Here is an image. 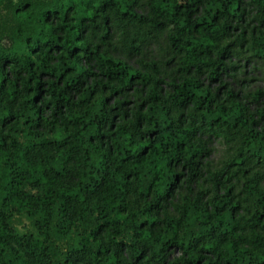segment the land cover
Segmentation results:
<instances>
[{"label":"trees","instance_id":"obj_1","mask_svg":"<svg viewBox=\"0 0 264 264\" xmlns=\"http://www.w3.org/2000/svg\"><path fill=\"white\" fill-rule=\"evenodd\" d=\"M117 32L167 34L169 81ZM252 62L264 0H0V264H264V92L224 83Z\"/></svg>","mask_w":264,"mask_h":264},{"label":"rangeland","instance_id":"obj_2","mask_svg":"<svg viewBox=\"0 0 264 264\" xmlns=\"http://www.w3.org/2000/svg\"><path fill=\"white\" fill-rule=\"evenodd\" d=\"M147 0H141V5L144 6ZM110 42L109 46H101L100 49L107 51L108 55L122 62L127 63L133 68L138 67L139 60L153 61L160 66V70L165 75V81H169L172 76L173 67L172 63H168L174 56L167 42V34L163 33L156 38H152L151 42L147 44L140 52L139 55L129 54L123 49V43L117 32L111 41H105L104 44ZM168 63V64H167ZM224 83L228 84L232 89L238 93L246 94L249 92L263 91L264 92V63L245 64L244 73L239 75L236 79L228 76L224 78ZM264 103V97L262 104ZM211 153L209 162L213 170L222 169L229 163L236 154L237 145L227 144L223 139L212 140L210 144ZM264 190V180L261 184ZM197 192V190H195ZM17 229L21 233L24 231L23 226H28L26 220H19Z\"/></svg>","mask_w":264,"mask_h":264}]
</instances>
